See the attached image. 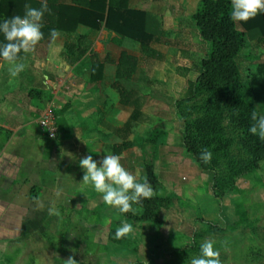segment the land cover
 Instances as JSON below:
<instances>
[{"label": "crops", "instance_id": "0c3cea01", "mask_svg": "<svg viewBox=\"0 0 264 264\" xmlns=\"http://www.w3.org/2000/svg\"><path fill=\"white\" fill-rule=\"evenodd\" d=\"M22 1L33 8L42 3ZM116 2L158 20L159 40L151 44L150 55L142 52L137 41L106 27L105 0H47L49 9L61 7L64 11L57 29L62 36L56 41L50 37L40 41L26 55L23 62L27 67L16 78L8 75L7 65L0 61V264H64L67 256H58L57 240H51L59 237L65 242L63 249L68 247L67 235H63L71 229L72 218L88 229L92 222L85 216L90 212H103L99 217L117 229L120 213L105 204L91 185L82 183L79 161L87 155L100 161L129 144L118 154L120 162L142 180L139 141L156 135L155 173L162 187L158 219L164 229L176 230L182 224L188 215L183 209L176 213L175 203L197 195L202 181L210 180L211 192L214 173L200 169L184 155V114L176 112L186 102L181 100L188 84L199 76L205 56L196 62V69L191 68L190 57L201 38L190 19L201 0ZM100 14L104 18L98 19ZM44 19L45 15L42 30L46 31ZM235 25L244 33L238 66L241 76L244 65L250 78L264 65V37H250L241 22ZM122 53L138 60L132 79L122 84L138 93L144 103L139 121L128 133L121 130L133 109L121 104L113 88ZM47 109L58 123L55 140H48L38 129L37 122ZM257 110L264 116L263 105ZM178 119L176 127L169 125ZM182 165L194 169L195 182L189 187L173 176V170ZM132 211L140 214L136 207ZM191 223L186 225L191 227ZM116 244L109 239L105 246ZM9 249L11 253L6 254Z\"/></svg>", "mask_w": 264, "mask_h": 264}, {"label": "trees", "instance_id": "16d2710c", "mask_svg": "<svg viewBox=\"0 0 264 264\" xmlns=\"http://www.w3.org/2000/svg\"><path fill=\"white\" fill-rule=\"evenodd\" d=\"M117 0H105L106 27L115 31L122 37L133 39L140 43L142 52L146 55L152 53L151 44L158 42V20L145 12L124 8ZM26 2L22 0H0V22L14 16H23ZM106 10V9H105ZM231 0H201L197 12L190 19L193 26L199 31L200 38L207 45L204 58L201 59V72L194 82L188 84V89L183 101L194 100L197 96L208 94L207 111L204 115L189 122L186 115L183 117V145L186 153L197 163L200 169L212 171L210 163L204 164L199 160L198 154L209 149V146L218 140H222L221 120L222 115L227 114L230 119V131L234 136L231 144L240 148L243 156L228 165L221 173H214L211 192L212 196L223 203L226 193L219 192V181H227L235 184V180L241 176L259 169L264 161V139L252 134L249 129L255 123L252 119L253 113L260 117L257 106H264V65L258 66L256 73L250 76L246 84L243 83L238 58L244 43V33L236 29L235 22L231 17ZM61 7L49 9L45 13L44 38L49 37L52 29H60V17L63 15ZM104 18L102 14L98 19ZM118 22V23H117ZM150 24V25H149ZM241 26L248 35H259V39L264 37V14L241 22ZM43 38V39H44ZM42 39V40H43ZM41 40V41H42ZM0 42H3V35L0 34ZM79 59V58H76ZM138 66L136 58L122 53L117 64L116 82L113 88L121 98V104L131 107L133 114L130 121L121 132H130L134 123L141 117L144 103L141 97L134 91L127 90L122 82L130 81ZM247 90V91H246ZM247 94H249L248 97ZM57 123V121H56ZM58 124V123H57ZM59 136V134H58ZM230 141L224 142L227 146ZM143 158L144 178L151 184L154 196L150 200H144L142 204L132 206L140 210L137 215L131 210L129 213L120 214L126 221L135 223L158 224V213L162 199L159 196L161 184L155 173L157 136L150 135L145 140L139 141ZM129 144H124L120 151H115L118 155ZM199 222L208 231L219 233L227 227L206 222L200 219ZM116 229L112 230L109 239L113 243H120L126 237L116 239L114 236ZM197 230H193V241L196 238ZM194 247V243L184 245L185 249Z\"/></svg>", "mask_w": 264, "mask_h": 264}, {"label": "rangeland", "instance_id": "374dc122", "mask_svg": "<svg viewBox=\"0 0 264 264\" xmlns=\"http://www.w3.org/2000/svg\"><path fill=\"white\" fill-rule=\"evenodd\" d=\"M206 50L207 45L200 39V43H197L192 51L193 57H190L192 69H196V62ZM241 70L242 79L248 81L250 73L246 72L244 65H241ZM247 96L250 97L249 94ZM207 98L208 94L203 93L194 100L186 101L176 107V112L186 115L189 122H192L193 119L206 113ZM169 110L173 114L170 106ZM179 122L178 119L170 122L169 125L176 127ZM221 128L223 136L221 142L213 141L208 149L213 153L210 162L212 173L224 172L238 156H243L240 148L231 144L234 136L230 131V119L227 114L222 115ZM227 141L230 143L225 146L224 142ZM183 152L189 160H192L185 150ZM194 164L196 165L195 162ZM193 170L188 166H179L173 170L174 179H179L181 185L189 187L195 182ZM182 177H184L183 181ZM219 182V192L226 193L222 204L213 199L210 180L202 181L198 189L199 193L192 194L188 201L175 203L176 213H183V209L188 215L182 219L184 223L182 222L176 230L162 228L159 219L158 224H154L135 223L121 218L119 226L122 223L132 224L133 232L127 235L125 241L113 246H105V243L109 242L111 231L116 226L102 220L99 216L103 212L100 214L96 211L85 216L92 222L88 229L81 225V221L77 218H72L71 229L63 235H67L65 240L68 247L63 249L65 242L59 241V237H53L51 241L57 240L58 256H67L66 258H71L75 264H190L191 259L199 255L200 245L206 240L214 241L215 249L220 252L221 264H264V163L258 170L235 180L231 190L232 184L224 180ZM200 219L227 228L222 232L213 233L199 222ZM188 223L193 226H187ZM194 229L197 230V235L193 241ZM97 241L104 245L95 244ZM192 243L194 247L188 250L184 248V245ZM11 251L9 249L5 253L10 254Z\"/></svg>", "mask_w": 264, "mask_h": 264}, {"label": "clouds", "instance_id": "9594fccd", "mask_svg": "<svg viewBox=\"0 0 264 264\" xmlns=\"http://www.w3.org/2000/svg\"><path fill=\"white\" fill-rule=\"evenodd\" d=\"M231 17L234 22H247L258 14H264V0H231ZM49 12L47 0H42L40 8H33L25 4L23 16L17 15L0 22V61L7 65L8 75L16 78L27 65L24 59L33 52L37 44L44 38L43 17ZM62 36L57 29H52L49 37L56 41ZM23 54V55H22ZM255 123L249 131L264 139V116L257 117L253 113ZM199 160L208 164L213 153L204 149L199 154ZM120 156L116 154L104 155L100 161L94 160L91 155L80 159L79 166L83 170L82 183L91 185L96 193L101 194L105 204L115 208L120 214L129 213L134 204H142L154 196V190L145 178L141 182L137 175L128 171L121 164ZM133 232V225L122 223L117 227L114 236L116 239L126 237ZM220 252L215 249L214 241L206 240L200 245L199 255L194 256L190 264H221ZM66 264H75L69 258Z\"/></svg>", "mask_w": 264, "mask_h": 264}, {"label": "built area", "instance_id": "2783aa9c", "mask_svg": "<svg viewBox=\"0 0 264 264\" xmlns=\"http://www.w3.org/2000/svg\"><path fill=\"white\" fill-rule=\"evenodd\" d=\"M38 129L41 134L48 140H55L58 137L59 130L54 114L47 109L39 118Z\"/></svg>", "mask_w": 264, "mask_h": 264}]
</instances>
